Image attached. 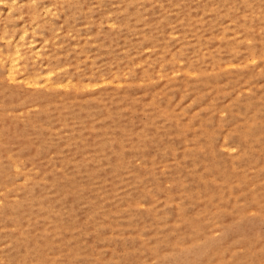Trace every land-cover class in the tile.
<instances>
[{
    "label": "rangeland",
    "instance_id": "rangeland-1",
    "mask_svg": "<svg viewBox=\"0 0 264 264\" xmlns=\"http://www.w3.org/2000/svg\"><path fill=\"white\" fill-rule=\"evenodd\" d=\"M0 264H264V0H0Z\"/></svg>",
    "mask_w": 264,
    "mask_h": 264
},
{
    "label": "bare ground",
    "instance_id": "bare-ground-1",
    "mask_svg": "<svg viewBox=\"0 0 264 264\" xmlns=\"http://www.w3.org/2000/svg\"><path fill=\"white\" fill-rule=\"evenodd\" d=\"M12 65V64H11ZM15 65V64H14ZM14 68V67H13Z\"/></svg>",
    "mask_w": 264,
    "mask_h": 264
}]
</instances>
